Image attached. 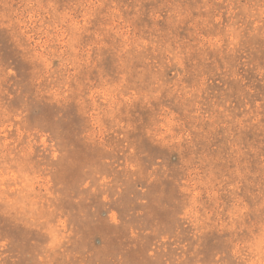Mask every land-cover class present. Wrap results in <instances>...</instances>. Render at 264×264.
Instances as JSON below:
<instances>
[{"label":"rangeland","instance_id":"rangeland-1","mask_svg":"<svg viewBox=\"0 0 264 264\" xmlns=\"http://www.w3.org/2000/svg\"><path fill=\"white\" fill-rule=\"evenodd\" d=\"M0 264H264V0H0Z\"/></svg>","mask_w":264,"mask_h":264}]
</instances>
